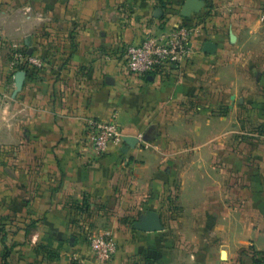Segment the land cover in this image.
Instances as JSON below:
<instances>
[{
	"label": "crops",
	"instance_id": "1",
	"mask_svg": "<svg viewBox=\"0 0 264 264\" xmlns=\"http://www.w3.org/2000/svg\"><path fill=\"white\" fill-rule=\"evenodd\" d=\"M179 1L0 0V264H95L97 205L113 210L108 264H264V7L232 0L229 25L214 26L195 24L201 10L172 14ZM180 22L195 30L176 73H125L128 44ZM221 92L229 116L212 110ZM93 118L115 119L134 146L92 160ZM149 211L161 228L136 229Z\"/></svg>",
	"mask_w": 264,
	"mask_h": 264
},
{
	"label": "built area",
	"instance_id": "2",
	"mask_svg": "<svg viewBox=\"0 0 264 264\" xmlns=\"http://www.w3.org/2000/svg\"><path fill=\"white\" fill-rule=\"evenodd\" d=\"M195 29L187 23H176L159 33H147L123 51L124 71L130 76L139 77L147 74L176 73L180 67L189 60L193 48L192 34ZM10 48L14 51V58L20 64L38 65L35 57L23 55L21 46L12 43ZM122 133L115 119H90L85 127L84 145L92 160L102 156L111 146H121ZM91 160V158H90ZM86 242L93 255L95 264H108L117 250V244L109 231L90 233Z\"/></svg>",
	"mask_w": 264,
	"mask_h": 264
},
{
	"label": "rangeland",
	"instance_id": "3",
	"mask_svg": "<svg viewBox=\"0 0 264 264\" xmlns=\"http://www.w3.org/2000/svg\"><path fill=\"white\" fill-rule=\"evenodd\" d=\"M184 0H180L176 8H174V15L179 17V12H180V6L183 4ZM205 4L202 7L201 11L199 12V16H197V20H195V24H202L205 25L207 22V17H210V21L214 26H226L229 25V14L232 13L231 8L229 7L230 3H232V0H204ZM242 1H247V0H236L233 3H241ZM256 4H261L260 6L264 7V0H254ZM264 9V8H263ZM196 15V14H195ZM181 17V16H180ZM209 19V18H208ZM189 24V23H187ZM225 37V43H223L221 46H225V56H223L219 60V64L217 68L220 70V73L216 77V89H218V85L223 83L228 86L229 84V32L224 33ZM221 91V90H220ZM204 98V96H203ZM210 98L212 100H216L218 102L217 107L213 108V112L216 113L218 116H224L227 115L229 116V107L226 106V104H223L222 101L225 99L224 98V92H221L220 95H211ZM228 129H229V124H228ZM128 207V205H126ZM125 209V208H124ZM127 209V208H126ZM99 210H103L104 212V217H101L102 219L98 221L93 220L89 221L90 227L92 229V232L94 233H99L101 230H111L112 225L109 221V216L113 214L112 209H107L106 206H100L97 205L95 206L91 211L88 212L89 215H95V213ZM135 217L137 216L136 214L134 215ZM116 217L119 218L120 221H125L128 222V226H132L133 222L135 219H131V216L126 214V210H124L122 213L117 212Z\"/></svg>",
	"mask_w": 264,
	"mask_h": 264
},
{
	"label": "water",
	"instance_id": "4",
	"mask_svg": "<svg viewBox=\"0 0 264 264\" xmlns=\"http://www.w3.org/2000/svg\"><path fill=\"white\" fill-rule=\"evenodd\" d=\"M203 6V0H184L180 14L182 17H188L192 12H199ZM202 50L205 53L212 54L216 50V44L212 41H206ZM24 75V71H19L16 74V79L21 80ZM123 141L126 143L123 147L124 150L127 146H134L136 139L134 137L127 136L123 138ZM134 227L141 231H155L161 228L158 223L157 213L155 211H149L146 217L134 223Z\"/></svg>",
	"mask_w": 264,
	"mask_h": 264
}]
</instances>
